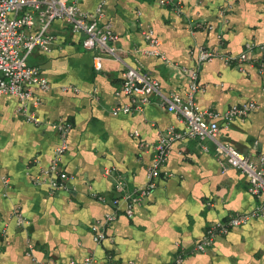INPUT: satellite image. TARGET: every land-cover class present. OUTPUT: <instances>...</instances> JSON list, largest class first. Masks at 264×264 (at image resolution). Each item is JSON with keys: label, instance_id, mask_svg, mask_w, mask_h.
<instances>
[{"label": "crops", "instance_id": "0c3cea01", "mask_svg": "<svg viewBox=\"0 0 264 264\" xmlns=\"http://www.w3.org/2000/svg\"><path fill=\"white\" fill-rule=\"evenodd\" d=\"M100 1L79 0V6L93 12ZM176 1L181 12L157 0H108L104 20L118 35V59L104 57L101 71L83 47L84 36L56 20L52 51L37 50L29 61L51 84L50 91L35 92L42 125L25 120L17 98H0V173L10 179L9 187L0 182V264H70L87 257L94 258L93 264H170L179 253H186L182 264H264V217L219 236L206 253L192 252L209 225L262 202L249 192L247 175L231 167L212 140L175 143L156 190L135 206L133 217L122 202L107 239L93 240V223L112 212V205L95 195L108 201L119 196L114 176L105 171L123 175L131 191L145 187L152 154L142 144L157 143L172 128L186 129L158 97L142 111L113 115L114 108L137 103L117 94L124 69L141 68L160 82L164 94L185 97L190 78L183 69L196 66L200 47L238 55L246 44L264 42V0ZM149 28L167 61L147 54L144 32ZM199 83L195 101L200 110L223 114L233 106L257 104L244 119L220 121L218 140L253 160L264 156V54L257 51L241 69L220 58L207 62ZM61 121L72 125L61 161L71 178L67 188L52 193L46 171L61 141L52 125ZM16 211L28 224H18ZM29 243L35 246L32 256Z\"/></svg>", "mask_w": 264, "mask_h": 264}, {"label": "built area", "instance_id": "2783aa9c", "mask_svg": "<svg viewBox=\"0 0 264 264\" xmlns=\"http://www.w3.org/2000/svg\"><path fill=\"white\" fill-rule=\"evenodd\" d=\"M108 0H101L93 12H86L79 6V0L68 2L66 0H0V98L12 96L20 101L18 111L28 123L36 126L43 124L37 116L35 109L41 104L35 98L36 90L48 92L51 84L42 74L39 66L30 64V57L37 51L49 53L56 42V36L51 32V26L56 20L64 21L71 32L83 35V47L93 53V65L97 71L102 70L104 57L111 56L118 59L115 46L118 35L112 25L105 22V6ZM162 6L181 12L182 5L176 0H157ZM198 26H204L199 24ZM149 42L148 55L160 57L167 61L161 50V41L154 30L149 28L144 32ZM260 51L264 54V42L260 45L246 44L245 49L238 55L226 54L221 56L217 51L200 47L196 57V66L192 69H183L189 76L190 85L185 97L176 93L164 94L160 82L150 73L138 67H126L123 72L122 85L117 93L136 99L134 106H119L112 110L113 115L129 114L133 111H142L143 107L151 103L152 97H158L162 106L169 112L176 114L186 126L185 131L176 132L173 128L163 134L153 145L142 144L149 148L152 162L147 169V185L131 191L125 177L114 173L113 169L105 171L107 175L114 176V188L119 196L108 201L103 196L95 195L102 202L112 205V212L107 214L102 221L93 223L92 236L96 244H101L107 239L109 228L121 215V203L125 202V213L133 217L135 206L149 197L158 187V180L163 173V168L168 162L171 150L175 143L189 140H212L217 145L218 154L226 158L227 163L247 175L249 179V192L261 198L262 202L253 210L236 213L224 221L209 225L201 240L192 247L193 253H206L210 250L219 236H226L234 228L241 227L251 221L264 217V156L253 160L250 156L239 151L234 146L218 140L221 125L220 121L230 123L236 119L246 118L258 108L255 102L233 106L227 112L220 114L213 109L200 110L196 104L195 96L202 90L199 83L200 68L207 62L217 58L222 59L227 65H236L240 69L247 62L253 60L254 54ZM70 87H63L68 91ZM60 133V144L56 147L54 158L46 173L51 177L50 186L52 193L67 188L70 176L61 169V161L69 149L68 135L72 125L61 121L52 125ZM139 136V133H135ZM169 175L168 173H165ZM0 182L9 187L10 179L0 173ZM18 224H28L21 212L16 211ZM35 246L28 244L27 254L32 256ZM186 253H179L170 264H182ZM93 257H87L81 263L71 261L70 264H93ZM35 264H49L35 262ZM111 264V263H110ZM133 264V263H129Z\"/></svg>", "mask_w": 264, "mask_h": 264}]
</instances>
